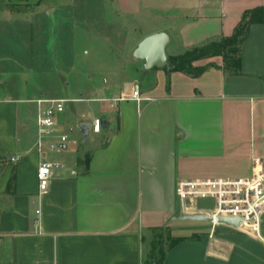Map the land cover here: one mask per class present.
Masks as SVG:
<instances>
[{
	"label": "crops",
	"instance_id": "crops-1",
	"mask_svg": "<svg viewBox=\"0 0 264 264\" xmlns=\"http://www.w3.org/2000/svg\"><path fill=\"white\" fill-rule=\"evenodd\" d=\"M257 6L264 0L0 1V264H145L165 228L185 238L162 264H264L254 234L175 218L213 208L211 197L181 198L180 180L248 177L254 157L264 167V21L240 43L237 71L222 55L196 60L210 63L198 75L134 57L157 31L169 34L168 57L230 35ZM136 84L140 102L129 98ZM38 98L69 99L61 152L36 145ZM41 159L64 164L43 192Z\"/></svg>",
	"mask_w": 264,
	"mask_h": 264
},
{
	"label": "built area",
	"instance_id": "built-area-1",
	"mask_svg": "<svg viewBox=\"0 0 264 264\" xmlns=\"http://www.w3.org/2000/svg\"><path fill=\"white\" fill-rule=\"evenodd\" d=\"M126 97L115 98L120 100ZM140 102L146 97L141 95L139 84H136L129 97ZM67 98H38L36 126V145L39 149L47 146L51 151L61 152L69 141V134L60 128L59 116L65 110ZM102 118L94 117L91 130L100 132ZM64 164L58 159H41L37 168L39 190L47 189L54 171ZM177 193L183 199L211 197L213 208L209 212L217 216L239 218L237 228L254 234L264 241V167L260 157L253 158V173L244 178H219L206 180H180ZM218 224L216 220L212 222ZM213 234V232H212Z\"/></svg>",
	"mask_w": 264,
	"mask_h": 264
},
{
	"label": "trees",
	"instance_id": "trees-1",
	"mask_svg": "<svg viewBox=\"0 0 264 264\" xmlns=\"http://www.w3.org/2000/svg\"><path fill=\"white\" fill-rule=\"evenodd\" d=\"M259 21H264L263 6L246 9L232 34L195 46L181 55L168 57L167 65H172V68H168L167 65L164 67L169 70H182L198 75L210 63L196 65L194 64L196 60L222 55L225 62L224 67L231 71H237L240 66V43L249 32L251 24ZM184 238L185 236L172 235L168 228L157 230L152 242V252L149 258L145 260V264H162L165 259L166 248L173 246Z\"/></svg>",
	"mask_w": 264,
	"mask_h": 264
},
{
	"label": "water",
	"instance_id": "water-1",
	"mask_svg": "<svg viewBox=\"0 0 264 264\" xmlns=\"http://www.w3.org/2000/svg\"><path fill=\"white\" fill-rule=\"evenodd\" d=\"M169 42V34L165 31H157L144 36L138 43L134 57L144 61V67L150 69L153 67H164L168 64V55L166 52V45ZM172 68V65H167ZM80 129L83 134V141H86L90 134V123L82 122ZM176 219H194L206 220L218 223H223L231 226H239V218L231 216H217L216 219L210 213L193 212L188 213L186 210L183 214L176 216Z\"/></svg>",
	"mask_w": 264,
	"mask_h": 264
},
{
	"label": "rangeland",
	"instance_id": "rangeland-1",
	"mask_svg": "<svg viewBox=\"0 0 264 264\" xmlns=\"http://www.w3.org/2000/svg\"><path fill=\"white\" fill-rule=\"evenodd\" d=\"M0 1L8 2V3H15V4H22V3L32 4V3L36 2L37 0H0ZM224 65H225V62H224ZM28 92L32 93V87L29 86ZM98 103L101 105L102 104H104V105L108 104V102H98ZM198 222L199 223H197V227L199 228L200 231H204V232H208L211 230L217 231L220 228L225 227V224H223V223H218V224L214 225L212 222H209L206 220H199Z\"/></svg>",
	"mask_w": 264,
	"mask_h": 264
}]
</instances>
